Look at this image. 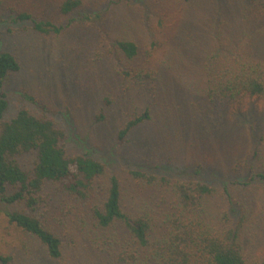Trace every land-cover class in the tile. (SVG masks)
<instances>
[{
	"label": "rangeland",
	"instance_id": "1",
	"mask_svg": "<svg viewBox=\"0 0 264 264\" xmlns=\"http://www.w3.org/2000/svg\"><path fill=\"white\" fill-rule=\"evenodd\" d=\"M61 2L0 0V48L20 63L4 81L5 115L20 106L37 113V103L44 104L66 133L67 153L99 159L106 172L86 200L46 182L34 208L0 202V253L11 257L8 264H125L117 253L130 246L128 236L121 228L111 230L116 235L110 244L90 210L109 175L120 179L126 208L149 207L158 224L174 210L166 189L137 182L134 169L197 176L219 189L228 185L230 197L217 192L209 214H221L232 203L249 207L243 241L255 264L264 254V99L245 97L229 105L210 99L205 89L209 76L239 54L264 64V0H83L66 15ZM20 11L30 19L14 20ZM32 19L49 20L61 31L40 34ZM110 37L134 39L138 55L129 62L107 46ZM129 69L154 78L124 76ZM147 107L150 119L119 142L122 124ZM13 209L37 215L60 237L61 259H51L35 237L9 222L6 211Z\"/></svg>",
	"mask_w": 264,
	"mask_h": 264
},
{
	"label": "trees",
	"instance_id": "2",
	"mask_svg": "<svg viewBox=\"0 0 264 264\" xmlns=\"http://www.w3.org/2000/svg\"><path fill=\"white\" fill-rule=\"evenodd\" d=\"M83 0H62L59 10L66 15L83 5ZM1 10V3H0ZM30 14L20 11L14 20H28ZM31 28L44 35L59 34L61 26L51 21L31 20ZM125 59L133 60L139 53L138 43L129 37H110L105 40ZM154 42L148 44L151 48ZM20 63L14 53L0 48V202L24 204L34 208L42 200L44 183L57 182L63 190L80 200L90 197L97 178L106 172L103 161L90 155L68 154L64 147L66 133L34 97L25 99L38 104L40 111L27 106L18 107L6 117L7 95L4 81L11 73L18 72ZM124 76L138 80L153 79L142 69L123 71ZM208 97L219 103L235 104L245 97L264 99V64L250 55L236 57L209 76L205 89ZM103 114L97 116L103 119ZM150 119L149 108L128 118L117 132L123 142L132 130ZM200 169H195L194 173ZM131 177L147 186L159 183L172 197L173 211L166 214L161 224L149 207L137 204L131 209L123 204L121 181L111 173L106 190L90 210L94 224L110 237L121 228L130 246L117 253L125 264H250L244 248L246 218L249 207L230 204L221 214L211 217V199L217 192L229 198L228 185L219 189L199 177L148 174L134 169ZM259 175L264 178V174ZM230 186V185H229ZM218 215V216H217ZM10 223L35 237L53 260L62 257V241L41 219L26 210L6 211ZM236 216V217H235ZM235 217V218H234ZM9 255L0 253V264H8ZM255 264H264V254Z\"/></svg>",
	"mask_w": 264,
	"mask_h": 264
}]
</instances>
